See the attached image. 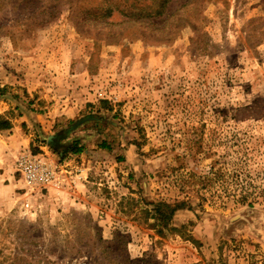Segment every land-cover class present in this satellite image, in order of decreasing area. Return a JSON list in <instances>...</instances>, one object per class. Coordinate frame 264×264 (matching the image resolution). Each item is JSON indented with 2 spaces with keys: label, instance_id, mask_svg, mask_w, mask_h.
<instances>
[{
  "label": "rangeland",
  "instance_id": "374dc122",
  "mask_svg": "<svg viewBox=\"0 0 264 264\" xmlns=\"http://www.w3.org/2000/svg\"><path fill=\"white\" fill-rule=\"evenodd\" d=\"M24 1L0 0V116L20 132L0 133V264H264L263 0H212L161 46L108 41L83 0L11 29ZM67 97L74 120L20 122ZM25 152L73 173L33 188ZM159 201L187 203L165 234Z\"/></svg>",
  "mask_w": 264,
  "mask_h": 264
},
{
  "label": "trees",
  "instance_id": "16d2710c",
  "mask_svg": "<svg viewBox=\"0 0 264 264\" xmlns=\"http://www.w3.org/2000/svg\"><path fill=\"white\" fill-rule=\"evenodd\" d=\"M181 1L180 6L172 12H168L169 5L172 2ZM212 0H83L82 11L88 23L94 24V28L99 32L107 30L106 39L110 42H118L120 40H141L146 45H169L178 37L179 33L192 24L204 9L205 5ZM61 1L54 0H37L33 3L31 0H25L21 7L11 11L15 12L16 18L10 24L11 29L18 22L26 24L33 29L45 26L53 18L57 6ZM33 3L32 12L28 13L26 19H22L23 15H27V6ZM68 10L72 11V15L78 12L73 7V1H64ZM80 6V7H81ZM264 6V0H263ZM6 9V7H4ZM3 8V9H4ZM4 9V10H5ZM35 9H37L35 11ZM58 11V9H57ZM81 11V12H82ZM82 13V14H83ZM121 15L120 21H112L110 18L115 14ZM263 25H264V19ZM1 28V26H0ZM12 128V121L9 118L0 116V131ZM131 205L138 204V200L134 197L127 199ZM245 202V201H244ZM149 204V203H148ZM151 208L146 209L148 219H154L153 223H149L150 228L157 229L159 234H165V230L172 228V221L175 213L185 208L187 203L182 201L172 205L166 201L150 203ZM190 208V206H188ZM118 239L122 238V234L117 232Z\"/></svg>",
  "mask_w": 264,
  "mask_h": 264
},
{
  "label": "built area",
  "instance_id": "2783aa9c",
  "mask_svg": "<svg viewBox=\"0 0 264 264\" xmlns=\"http://www.w3.org/2000/svg\"><path fill=\"white\" fill-rule=\"evenodd\" d=\"M17 169L23 179L31 187H49L51 185L60 186L63 175H72V170H66L62 165L43 153L25 152L17 159ZM74 179L82 178V175L74 174ZM29 205V204H28Z\"/></svg>",
  "mask_w": 264,
  "mask_h": 264
},
{
  "label": "crops",
  "instance_id": "0c3cea01",
  "mask_svg": "<svg viewBox=\"0 0 264 264\" xmlns=\"http://www.w3.org/2000/svg\"><path fill=\"white\" fill-rule=\"evenodd\" d=\"M71 97H67L66 99H61V101L60 102H63L64 104L63 105H61V108H62V111H60V113H58L57 115H55V117H54V119H52V120H45V118H43V119H40L41 118V114L40 113H36V114H34V115H30L29 114V116H25V114H24V116L25 117H23V116H21L20 117V122L21 123H24L25 121L26 122H41L40 124V126H43V128L45 127V124H46V122H48L49 124H54L55 122H56V120H57V116L58 117H63V116H66V117H64V118H72L73 120H74V118L76 117V116H78V114H79V112H80V110H81V108H79V101L78 100H76V101H74L73 99L71 100ZM67 101H69L68 103H67ZM57 102H58V100H57ZM78 112V113H77ZM51 117V116H50ZM47 119H48V116L46 117ZM17 120V119H16ZM12 124H13V122H12ZM51 127H53V125L51 126ZM7 132L8 134H12V133H15V135H16V133H20L19 132V129H17V131H14V128H13V126H12V128H10V129H8V130H3V131H0V133H4V132ZM52 134H53V132H51ZM48 135V137L49 136H53V135ZM12 136V135H11ZM50 140H51V138H50ZM32 143H31V140L30 139H28V145H31ZM27 146V145H26ZM29 147V146H28Z\"/></svg>",
  "mask_w": 264,
  "mask_h": 264
}]
</instances>
